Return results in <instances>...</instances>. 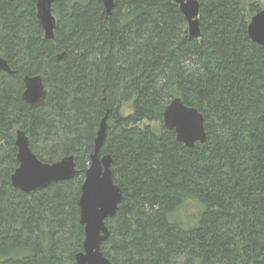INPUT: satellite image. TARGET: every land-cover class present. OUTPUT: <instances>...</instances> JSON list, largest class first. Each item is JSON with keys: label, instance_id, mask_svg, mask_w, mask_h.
Segmentation results:
<instances>
[{"label": "trees", "instance_id": "1", "mask_svg": "<svg viewBox=\"0 0 264 264\" xmlns=\"http://www.w3.org/2000/svg\"><path fill=\"white\" fill-rule=\"evenodd\" d=\"M102 1L55 0L50 39L37 0H0L13 69L0 70V264H78V200L105 116L99 153L123 191L101 248L113 264H264V47L248 33L262 0H199L198 39L174 0H113L109 17ZM25 75L42 76L38 108ZM174 97L204 114L205 144L164 126ZM18 128L40 160L75 155L79 173L15 188ZM188 201L203 211L187 228L176 212Z\"/></svg>", "mask_w": 264, "mask_h": 264}, {"label": "water", "instance_id": "2", "mask_svg": "<svg viewBox=\"0 0 264 264\" xmlns=\"http://www.w3.org/2000/svg\"><path fill=\"white\" fill-rule=\"evenodd\" d=\"M185 14L190 38L201 37L200 3L199 0H174ZM55 0H37V17L45 31L46 38L54 37V28L57 24L53 13ZM107 17L112 13L113 0H103ZM248 33L252 40L264 47V8L250 19ZM63 53L58 58H62ZM6 58L0 56V70L13 73V69ZM40 75L24 76V100L36 108L46 99V88ZM204 114L196 107L185 104L182 98L174 97L164 110L163 123L169 130L176 132L178 141L193 147L197 142L205 144L208 141ZM107 116L101 124L95 137V150L91 154L89 167L82 184V193L79 201L80 222L85 227L84 250L76 255L78 264H113L101 250L103 243L109 238L111 231L106 220L114 217L119 203L123 198L120 185L114 180L111 155L100 156V149L107 132ZM16 144L19 166L11 176L12 185L26 193L49 186L53 182L74 178L79 173L76 167L75 155L65 156L59 161L47 163L40 160L30 148L27 133L17 129Z\"/></svg>", "mask_w": 264, "mask_h": 264}, {"label": "rangeland", "instance_id": "3", "mask_svg": "<svg viewBox=\"0 0 264 264\" xmlns=\"http://www.w3.org/2000/svg\"><path fill=\"white\" fill-rule=\"evenodd\" d=\"M260 3L262 5L261 8H264V0H262ZM40 106H38V107H40ZM38 107H36V108H38ZM16 137H17V133H16ZM200 205L201 204L198 201H197V204H196V201L195 202H192V201L186 202L184 205L181 206L179 211L176 212V214L178 215L176 217L177 218L176 220L181 222L187 228L197 226L200 223L199 220L201 218V212L203 211V207L202 206L200 207ZM174 219H172V220H174Z\"/></svg>", "mask_w": 264, "mask_h": 264}]
</instances>
